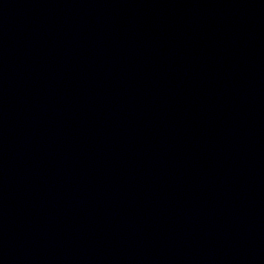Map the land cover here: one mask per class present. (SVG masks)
<instances>
[{"label":"water","instance_id":"obj_1","mask_svg":"<svg viewBox=\"0 0 264 264\" xmlns=\"http://www.w3.org/2000/svg\"><path fill=\"white\" fill-rule=\"evenodd\" d=\"M0 264H86L39 181L1 91Z\"/></svg>","mask_w":264,"mask_h":264}]
</instances>
